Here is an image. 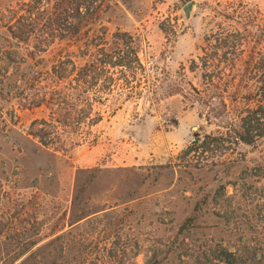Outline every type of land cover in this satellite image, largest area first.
Returning <instances> with one entry per match:
<instances>
[{
    "label": "rangeland",
    "instance_id": "374dc122",
    "mask_svg": "<svg viewBox=\"0 0 264 264\" xmlns=\"http://www.w3.org/2000/svg\"><path fill=\"white\" fill-rule=\"evenodd\" d=\"M189 1L0 0V264H264V0Z\"/></svg>",
    "mask_w": 264,
    "mask_h": 264
},
{
    "label": "water",
    "instance_id": "95a60500",
    "mask_svg": "<svg viewBox=\"0 0 264 264\" xmlns=\"http://www.w3.org/2000/svg\"><path fill=\"white\" fill-rule=\"evenodd\" d=\"M195 3H196L195 0H190V1L184 6V11H185L186 16H187L188 18H190L191 15H192V11H193V9H194Z\"/></svg>",
    "mask_w": 264,
    "mask_h": 264
},
{
    "label": "trees",
    "instance_id": "16d2710c",
    "mask_svg": "<svg viewBox=\"0 0 264 264\" xmlns=\"http://www.w3.org/2000/svg\"><path fill=\"white\" fill-rule=\"evenodd\" d=\"M134 53L136 54V58L132 59V61L140 62V58L137 56V52L134 51ZM109 64H111L112 66H123V65H126L127 62H126V59L124 60V58H123V59H121L119 61L114 62L113 64L112 63H109ZM245 139H246V141H249V139L247 137H245Z\"/></svg>",
    "mask_w": 264,
    "mask_h": 264
}]
</instances>
